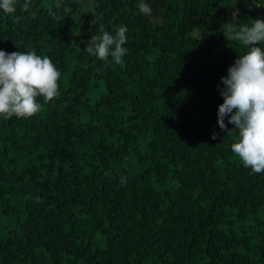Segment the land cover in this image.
<instances>
[{"label": "trees", "instance_id": "trees-1", "mask_svg": "<svg viewBox=\"0 0 264 264\" xmlns=\"http://www.w3.org/2000/svg\"><path fill=\"white\" fill-rule=\"evenodd\" d=\"M24 2L0 10V50L49 57L60 95L0 117V264H264V173L218 126L246 52L222 25L264 18V0H144L150 16L140 0ZM121 25L122 66L84 51Z\"/></svg>", "mask_w": 264, "mask_h": 264}, {"label": "clouds", "instance_id": "clouds-1", "mask_svg": "<svg viewBox=\"0 0 264 264\" xmlns=\"http://www.w3.org/2000/svg\"><path fill=\"white\" fill-rule=\"evenodd\" d=\"M247 2V0H246ZM32 0L22 5L28 11ZM55 8H63L65 14L71 9L64 0H56ZM17 9V0H0V10L13 15ZM139 12L150 16L151 7L140 0ZM54 19L59 17L50 12ZM17 21L19 17L16 18ZM127 27L118 26L115 34L101 29L99 35H91L84 49L89 55L110 66L109 57L115 64L123 65L127 53ZM222 34L231 43L242 45L246 52L240 55L229 67L227 75L218 85L223 103L218 108V126L227 136L236 135L237 141L231 144V150L239 162L250 168L253 174L264 173V18L251 19L250 24L232 21L221 28ZM261 45V46H257ZM17 47V46H16ZM61 72L47 57L37 55L35 50L8 53L0 50V117L9 120L30 119L42 111L43 105L58 98ZM43 98V104L39 98ZM227 123H225V119ZM233 125L229 130L228 125ZM218 133L212 135L217 139ZM127 177L121 178L126 184ZM38 199V198H37Z\"/></svg>", "mask_w": 264, "mask_h": 264}]
</instances>
